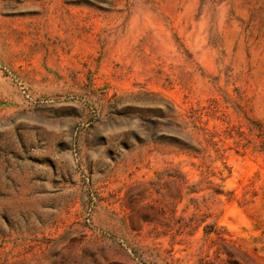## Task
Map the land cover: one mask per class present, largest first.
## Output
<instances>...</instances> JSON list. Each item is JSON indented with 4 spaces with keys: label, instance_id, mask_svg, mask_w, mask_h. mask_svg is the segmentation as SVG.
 Instances as JSON below:
<instances>
[{
    "label": "rangeland",
    "instance_id": "374dc122",
    "mask_svg": "<svg viewBox=\"0 0 264 264\" xmlns=\"http://www.w3.org/2000/svg\"><path fill=\"white\" fill-rule=\"evenodd\" d=\"M0 264H264V0H0Z\"/></svg>",
    "mask_w": 264,
    "mask_h": 264
}]
</instances>
